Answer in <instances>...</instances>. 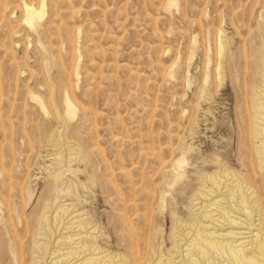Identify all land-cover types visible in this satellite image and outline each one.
<instances>
[{"label": "rangeland", "instance_id": "rangeland-1", "mask_svg": "<svg viewBox=\"0 0 264 264\" xmlns=\"http://www.w3.org/2000/svg\"><path fill=\"white\" fill-rule=\"evenodd\" d=\"M30 2L38 5V0H0L7 7L0 13V234L14 208L26 214L37 209L35 203L52 193L54 183L76 186L72 196L62 195L48 208L51 225L57 214L59 221L50 226L52 235L41 237L47 247L44 255H36L39 264L54 263L52 250L59 246V235L89 233L86 228H96L106 250L127 248L119 213L130 215L145 235L156 234L168 246L171 206L161 202L163 171L177 176L198 165L211 171L225 164L243 178H260L255 151L264 139L257 132L264 111L256 103L264 101V83L259 81L264 75V0H46L45 15L28 25L23 15ZM38 22L45 26L40 39L34 32ZM194 41L197 51L189 62ZM257 51L263 63L256 67ZM46 56L52 60L51 77L60 78L62 85L72 83L70 100L74 106L83 103L86 112L75 108L74 116L66 115L65 93L50 90L42 65ZM29 90L44 99L49 115L27 97ZM53 97L56 113L49 104ZM175 157L180 165H172ZM256 186L264 197V181ZM172 194L182 209L186 198ZM198 201L203 203L202 198ZM79 215L87 220L82 229L73 228L72 220L78 221ZM232 216L244 220L243 215ZM153 219L159 220L160 229ZM216 230H231L234 237L249 240L253 227L225 221ZM15 251L2 247L0 264H31L21 263Z\"/></svg>", "mask_w": 264, "mask_h": 264}, {"label": "bare ground", "instance_id": "bare-ground-1", "mask_svg": "<svg viewBox=\"0 0 264 264\" xmlns=\"http://www.w3.org/2000/svg\"><path fill=\"white\" fill-rule=\"evenodd\" d=\"M66 5H68V4L66 3ZM73 6L71 8H73ZM75 6H76V4H75ZM6 8L7 7L5 6V4H1L0 5V13L3 14L5 12ZM79 8H78V10H79ZM74 9L76 10V8H74ZM67 10H66V12H67ZM46 11H47L46 0H38L37 6H35L32 2H30L29 4L26 3L25 4V15H23L25 18L24 22H26L28 25H32L36 22V19L45 15ZM66 12H65V14H66ZM68 12H70V11H68ZM71 12H70V14H71ZM112 12H113V10H112ZM78 13L81 14V12H78ZM2 17L4 18L5 16L3 15ZM153 19L155 20V18H153ZM42 27H45V26H41L40 23L38 22V24L36 23V27L34 28V32L37 35L38 39H40V36H41V38L43 36L41 34L42 33L41 32ZM70 30L71 29H68V32H67L68 34H69ZM71 32H74L73 29ZM35 34H34V36H35ZM68 34H67V36H68ZM155 34H156V32H155ZM65 35H64V37H65ZM158 36H160V35H158ZM35 39H36V36H35ZM66 40H67V37H66ZM87 40H89V39H87ZM39 41L41 42V40H39ZM70 42H71V40H70ZM86 42H88V41H86ZM68 44H70V43H68ZM68 44H66V47ZM72 45H73V43H72ZM115 48H117V47H115ZM191 48L192 49L190 51L191 55L189 58V62L191 61V59L195 55V52L197 51V46L195 45V41H194L193 45L191 46ZM64 49H65V46H64ZM40 50H42V49H40ZM45 50H46V48H45ZM67 50H69V48H67ZM101 50H102V48H101ZM116 50H115V52H116ZM103 51H104V49H103ZM110 51H111L110 53H112L111 48H110ZM47 52H48V50H47ZM72 52H74V50ZM117 55H118V53H117ZM64 56H66V55H64ZM48 57H49V54H48ZM48 57L46 56L44 59L45 61L43 60L44 61L42 64L43 69H44V72L46 73L45 74L46 77H48V79L50 80V85H51L50 90L52 87V89L54 91H56L54 93H57V92L59 93L60 90L62 93H65L66 96H65V102H64V112L66 113V115L69 117L74 116L75 115V108L81 109V112L82 111L86 112L87 107L85 108L82 105L83 103L80 105L78 102V104H76V106H74L75 104L73 103V101L70 100L68 93L73 90L72 87L74 88L72 83L67 82L65 84L64 83L65 81H64L63 82L64 84L62 85V83L60 82L62 80H59L60 78L56 79V77H53V78L51 77L52 73L50 74L49 68H50V65L52 63L50 64L51 59L49 60ZM66 57H64V58H66ZM74 57H75V55H74ZM255 57H256L255 66L257 67L260 63H263V56L260 53V51H257ZM64 58H63V60H64ZM113 59H114V57H113ZM62 61H61V65H63ZM73 62H74V59H73ZM63 63H65V62H63ZM72 65H74V64L72 63ZM118 66H119V64H118ZM118 66L116 64L115 67H118ZM63 68H64V66L62 67V69ZM63 70H65V69H63ZM70 70L69 71L71 73L72 69H70ZM79 72L77 71V74H79ZM65 73H67V72H65ZM163 74H164V72H163ZM165 74H166V72H165ZM67 75H69V73ZM72 76L73 75L71 73V78H72ZM262 76H263V79L261 78V79H259V81L262 82V85H263L264 75H262ZM26 93H27V97L31 101L36 103L37 106L41 109V111L45 115L50 114V111L48 110V107H47L44 99L39 94L35 93L33 90H29ZM263 94H264V92H263ZM257 97H259V96H257ZM58 99H59V97H58ZM72 100H73V97H72ZM262 100H264V99H262ZM33 102H31V103L33 104ZM58 102L59 103H57V104L62 103L60 101H58ZM49 104H51V107L53 108L52 111H54V113H56L57 106L55 104V98L54 97L52 98L51 102L49 101ZM256 107L260 110V112L262 111L261 112V114H262L264 111V101L257 102ZM61 109H62V107H61ZM61 109H60V111H61ZM62 111H63V109H62ZM90 114H91V112H90ZM85 115H86V113H85ZM87 117L89 118V116H87ZM260 118H262V117H260ZM53 119H56V117L53 116ZM87 120H85V121H87ZM0 121H1V119H0ZM62 122H64L66 124L65 121H62ZM0 125L2 128L1 122H0ZM55 125H56V123H55ZM77 126L78 125H75L76 128H77ZM38 127L35 126V128L39 129ZM72 130H74V129H72ZM62 132H63V129H62ZM68 132H69V130H68ZM257 132L259 135L264 136V124H263V126L258 127ZM60 136H61V134H60ZM58 139H59V135H58ZM67 140H66V142H67ZM258 144L259 145L255 151L256 173H258L260 176V178L258 180H256V179L250 180L248 177L243 178L242 176H240L238 174V172L235 169H233L231 166H228L225 164H220L219 166H217L215 169H213L211 171H208V170L204 169L202 166L198 165V167H195L194 169L190 168V170H186L185 172L182 171L183 173H179V175H177V176L174 175L171 171H163V185H162V189L159 190V192L161 194V202H162V206L166 202L170 203V206H171V208H169V210H170L169 216L170 217L168 216L170 218V221H171L168 246H164L163 242L160 241V239H159L161 237L157 238L156 234L145 235L146 231H143L144 232L143 233L141 231L142 228L137 227L138 223L136 225L133 223V219H130V217H129L130 215H127L126 213H123V214L119 213V215L117 216L118 217L117 219H119L120 225H118V226H121V228L119 227L120 231H121V229H123L122 230L123 232L126 231V233H124V234H125V239H127V241H126L128 244L127 248L116 250V251L106 250L102 247V245L99 242L100 234H97L94 232L96 230V228L94 227L93 232L92 231L90 232V229L86 228L89 230V233L84 234V233L80 232L78 234L76 233V235H75V233H73V232L72 233L66 232L63 236L59 235V237H57V243H59V246L57 247L56 250L55 249H54V251L52 250L53 254L52 253L51 254L53 255V257H52L51 261L54 260L53 264H264V197H262L263 191H260L259 186H256L257 182L263 183V181H264V139L261 138ZM56 145H58V142ZM66 145H67V143H66ZM68 145L70 146V144H68ZM71 145H73V143ZM71 147L72 148H69V149H73L75 146L74 147L71 146ZM69 149H67V150L70 151ZM149 150H150V148H149ZM160 150H162V149H160ZM73 152H74V150H73ZM76 155H78V154H76ZM68 156H69V154H68ZM71 156L74 157L73 155H71ZM187 156H188V152H187ZM167 159H169V158H167ZM162 160H164V158ZM68 162H70V161H68ZM203 162H206V160H203ZM58 163H60V161H58ZM162 164H163V162H162ZM173 164H176V165L179 164L180 165L181 162L179 160H177L175 157L172 161V165ZM165 165H167V164H165ZM165 167L166 166H164L163 168L165 169ZM176 168L177 167H175V169ZM56 172H58V171H56ZM182 174H184L185 176L180 177V175L182 176ZM55 175H56V173H55ZM52 176L53 175H51V177ZM92 176H93V173H92ZM93 178H95V177H93ZM93 180H95V179H93ZM193 181L197 182L195 187H194ZM153 183H154V181H153ZM191 183L193 184V186ZM207 183H209V186H206ZM91 184L93 185V183H91ZM135 184H136V182H135ZM75 187L76 186L72 185V186H68V187L64 188V187L60 186L59 184L54 183L52 188H51L52 193L47 195V196L40 198V200L37 198L38 201H37V199H35L37 202H39V203H35V205H37L36 207H38V208L33 210V211L28 212L27 214L23 212L24 211L23 209L21 210V212H19L17 210V208H14V206H13L14 209L13 208L12 209L14 210V212L13 213L8 212V218L5 217L7 219V222H5V223L3 222L4 224H6V223L7 224L4 227L1 226L4 228L5 232H3V234H0V245H2L3 248L4 247L11 248L13 246V248H15V250H16L15 252H17V258L19 259V261L21 263L25 262V260H28L31 262V264H39L40 262L38 261V259H40V256L38 258V257H36V255H39V254L44 255L43 253L47 247V241H43L44 239L41 237H47L48 235L49 236L52 235V232L50 230L51 229L50 226H52L53 224L56 225L55 223H57L59 221V219L57 218L59 214H57V215L55 214L56 216L55 217L53 216L54 217L53 222H52L53 224L51 225V222H49V218H48V214H47V212L49 211L48 208L53 203H55L54 201L57 198H59L62 195L67 196V197L72 196L76 192ZM158 187L159 186H157V188ZM86 188H88V187H86ZM149 188H150V186H149ZM260 188L262 190H264L262 188V186ZM91 191H92V189H91ZM114 191H115V189H114ZM114 191L112 192V194L116 195V192L114 193ZM156 191L157 190H155V192ZM216 191L219 192L218 195L215 196V194H214V196L212 197L213 193H215ZM124 192H126V191H124ZM174 192L177 193V195L184 196L183 199L186 198L185 205L184 206L182 205V207H183L182 209H180L177 206V203L174 201L175 197L172 194ZM126 194H128V193H126ZM156 194H155V196H157ZM86 195H88V194H86ZM130 195H131V193H130ZM88 197H91V196H88ZM106 197H108V195ZM200 198L203 199V203L198 201L199 204H197L196 201L199 200ZM117 199H118V197L115 199V201H117ZM120 199H121V197H120ZM150 199L151 198H149V201H150ZM108 200H109V198H108ZM180 200H182V199H180ZM221 200L222 201L225 200L227 203V206H224L223 203L221 202ZM128 201H129V199H128ZM153 201L156 202L155 200H152V202ZM157 201H158V199H157ZM182 201H184V200H182ZM137 202H138V198H137ZM137 202H135V203H137ZM143 202H145V201H143ZM121 203L123 204L124 202H121ZM112 204H113V201H112ZM114 204H115V202H114ZM116 204H117V202H116ZM153 204H155V203H153ZM60 205L62 206V204H60ZM128 205H129V203H128ZM113 206H115V205H113ZM168 207H169V204H168ZM141 208H142V206H141ZM30 209L32 210L33 207ZM60 209L61 208H58L57 210H60ZM136 209H137V207H136ZM0 210H1V206H0ZM113 211H114V209H113ZM141 211L139 209L138 213H141ZM155 213H153V214H155ZM13 214L15 215V219L12 218ZM111 214L112 213H110V216H111ZM129 214H133V213H129ZM236 214L243 215L244 220L243 219L241 220L239 218H238L239 220H237V218H235V216H232V215H236ZM106 216H105V218H106ZM61 217H60V219H61ZM85 217L86 216L80 217V215H79L77 217L78 221L75 222L74 220H72V222H74L73 224L74 225L76 224V226H73V224H72L73 228L78 227L79 229L80 228L82 229V227L87 223V220ZM75 218L76 217L74 215V219ZM2 220H4V219H2ZM107 220H109V218ZM66 221H67V219H66ZM139 221L140 220H138V222ZM225 221H227V223L230 225H234V224L235 225H238V224L243 225V224H245L247 227H250V226L253 227L254 231L253 230L249 231L251 233L250 239L247 240L248 237H244V239H243V237H234L236 233L231 231V230H227L225 232H219L218 233V230H216V227H222L224 225ZM60 222H61V220H60ZM141 222L144 223L143 220ZM154 222H156L155 228L160 229L161 227L159 225V220L158 221L154 220ZM1 223H2V221H1ZM70 223H69V225H70ZM147 223L148 222L145 221V224H147ZM151 223H153V222L151 221ZM109 224H110V222H109ZM63 226L66 227V224H64ZM118 226H117V228H118ZM147 227H145V228H147ZM117 228H114V230H112V231L115 232V229H117ZM67 229H62V230H67ZM247 229L250 230V228H247ZM62 230H61V233H62ZM88 230H86V231L88 232ZM167 230L169 231V229H167ZM0 231H1V229H0ZM83 232H84V230H83ZM98 232H99V229H98ZM116 233H118V232H116ZM239 234H241V233H239ZM116 235H115V238L117 237ZM119 237H121V236H118V239H120ZM5 242H6V245H5ZM116 242H117V240H116ZM120 243L121 242H119V244ZM115 244L117 245V243L114 242L113 246ZM118 246L119 245H117L116 247H118ZM2 247L0 246V249ZM119 247H121V246H119ZM86 251L88 252V255H82V253L86 252ZM13 253H14V251H13ZM14 260L15 259H13V262H14ZM17 262H18V260H17ZM14 263H16V262H14Z\"/></svg>", "mask_w": 264, "mask_h": 264}]
</instances>
